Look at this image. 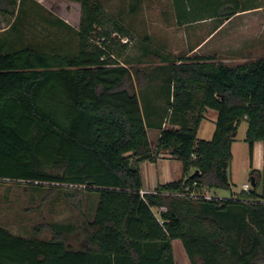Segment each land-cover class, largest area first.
Wrapping results in <instances>:
<instances>
[{
	"label": "trees",
	"instance_id": "trees-1",
	"mask_svg": "<svg viewBox=\"0 0 264 264\" xmlns=\"http://www.w3.org/2000/svg\"><path fill=\"white\" fill-rule=\"evenodd\" d=\"M76 1L78 29L36 0H0V13L13 19L0 35V180L68 186L78 202L98 191L99 202L82 224L80 248L67 243L72 225L43 223L33 237L0 225V264H176L175 239L191 264H264L261 171L252 169L248 191L204 197L232 190V143L243 120L251 163L255 144L264 142V58L231 65L170 53L153 71L122 65L128 43L114 34L130 41L132 19L124 21L122 10L113 15L101 0ZM229 3L216 14L221 19L250 9L249 0ZM140 5L133 0L128 14ZM176 10L180 24L215 16L183 15L177 0ZM37 17L76 37L77 49L25 45L26 25ZM208 108L218 113L216 129L201 139ZM149 129L160 130L155 148ZM162 153L181 161L183 176L142 194L141 164ZM43 229L52 237L40 238Z\"/></svg>",
	"mask_w": 264,
	"mask_h": 264
},
{
	"label": "rangeland",
	"instance_id": "rangeland-1",
	"mask_svg": "<svg viewBox=\"0 0 264 264\" xmlns=\"http://www.w3.org/2000/svg\"><path fill=\"white\" fill-rule=\"evenodd\" d=\"M36 1L52 12L53 17L57 16L63 19L76 29L80 27L82 15L80 2L76 0ZM101 1L113 15L118 17L117 14L122 10L121 18L126 22L132 19L133 22L134 30H132L133 36L130 41L119 34H114L122 44L128 43L127 50L118 59L119 62L125 65L129 61L131 65L147 71H153L157 66L165 64L161 55L187 53L189 48L199 41L200 36L208 34L211 27L210 24L179 27L171 21V18H166L169 21L166 22L162 18L166 1L144 0L141 2L139 15L134 18H129L128 0ZM257 4L261 5V9L251 12L250 23L244 25L238 20L234 21L221 31L218 38L209 41L200 52L207 53L216 45L220 55H223L217 58V62L222 61L231 65L264 58V0H257ZM42 14L47 15L45 12ZM12 21L11 17L0 13V35L9 28ZM29 21L30 23L26 25L27 30H25V45L54 44L62 46L64 50L75 51L77 49L76 37L64 28L51 26L38 17ZM242 46L246 50L251 47V55L238 56L242 52L241 50L239 52L238 48ZM146 48H149L151 52L145 53ZM166 62V64L169 63V61ZM212 126L213 124L209 120H205L201 125L198 137H211ZM247 129L248 124L242 122L232 143L233 158L230 171L236 183L235 190L238 192L243 189L244 182H249L252 187L250 173L253 168L249 145L245 140ZM151 136L154 137L155 133H151ZM261 173L263 179L258 191L264 193V171ZM67 187L49 183L33 184L26 181L0 180V225L16 235L25 237H33L35 235L34 227L43 223L72 225L74 230L68 235L67 243L73 248L83 247L85 243L82 224L85 218L93 219L100 193L98 191L83 192L78 202L77 197H70L73 189ZM66 191L69 192V195L65 194ZM209 193L229 196L230 190L215 189L214 192L212 190ZM39 237L49 239L52 234L48 229H43ZM172 244L176 264H191L182 241L175 239Z\"/></svg>",
	"mask_w": 264,
	"mask_h": 264
},
{
	"label": "crops",
	"instance_id": "crops-1",
	"mask_svg": "<svg viewBox=\"0 0 264 264\" xmlns=\"http://www.w3.org/2000/svg\"><path fill=\"white\" fill-rule=\"evenodd\" d=\"M133 0H128V11L132 5ZM140 4L144 0H139ZM151 2L157 1V2H163L166 1L165 4V9H164V15L162 18L165 19L166 22H169L166 20V18H171V21L176 24L177 26L181 27H190L194 25H199V24H210L211 27L208 30L207 35H202L199 37V41H197L191 48H189V51L185 53V55L189 56L194 53L204 55V56H215L218 58L220 55L219 48L218 46L214 45L213 48L207 53H201L200 51L203 49V47L212 40H215V38H218L219 35L221 34V31H223L226 27H228L230 24H232L234 21H239L241 24H247L251 22V12L253 11H258L261 9L260 7L251 9V0L250 1V9L244 10V11H238L233 17L229 19H221L218 15V12L223 10L226 7L231 6L232 4L229 3V0H177L178 3V9L183 15H188L191 11H196L198 14L200 11H205V10H212L215 14L213 17H208L206 19L198 20V21H187L183 22L180 24L178 22V17H177V10H176V0H149ZM227 1V4L225 2ZM241 1H248V0H241ZM141 6V5H140ZM161 6V5H160ZM163 7V6H162ZM140 13V10L134 14V15H129V18H134L138 16ZM201 14V13H200ZM205 36V37H203ZM218 41V40H217ZM239 52L240 50L242 52L239 53L238 56H245V55H251V47L250 49L248 48L247 50L244 49V47L238 48ZM245 51V53H243ZM250 51V52H248ZM217 118H218V113L216 110L208 108L205 111V117L202 120L199 130L201 128L202 123L205 120H209L213 126L211 129V137L208 138H201V139H211L213 137V134L216 129V123H217ZM242 122L248 124L246 120H243ZM241 122V123H242ZM170 126L169 123L165 124V127ZM241 126V124H240ZM239 126V127H240ZM247 128V127H246ZM151 133H155V136L152 137ZM149 134V139L151 143V147L155 148L160 136V130L158 129H149L148 130ZM199 135V131H198ZM233 154V152H232ZM175 163V165H174ZM231 167V166H230ZM252 168L257 169L259 171H264V142L263 141H258L255 144L254 148V155H253V161H252ZM141 170H142V175L144 179V190L145 191H153L159 183H167L171 182L177 179H180L183 176V167L182 163L180 160L177 158L173 157L169 153H162L158 160L156 162H151V161H144L141 164ZM231 170V169H230ZM230 177H231V182H232V190L230 191L229 196H220L215 194V196L219 197H230L231 193H238V191L235 190V181L233 179V174H231L230 171ZM247 182H244L245 184ZM243 187V185H242ZM215 189H213L214 192ZM212 191V190H211ZM210 192V191H209ZM259 192V191H258ZM264 194V193H263Z\"/></svg>",
	"mask_w": 264,
	"mask_h": 264
},
{
	"label": "built area",
	"instance_id": "built-area-1",
	"mask_svg": "<svg viewBox=\"0 0 264 264\" xmlns=\"http://www.w3.org/2000/svg\"><path fill=\"white\" fill-rule=\"evenodd\" d=\"M250 188H251V184H250L249 182L243 184V189H244V190H247V191H248V190H250ZM150 192H151V191H150ZM145 193H149V191H145V190H143V191H142V194H145ZM188 196H190V197H194V198L199 197L196 193H191V194H189ZM213 196H214V195H211V194L209 193V191H206V192L204 193V197H205L206 199H211Z\"/></svg>",
	"mask_w": 264,
	"mask_h": 264
}]
</instances>
